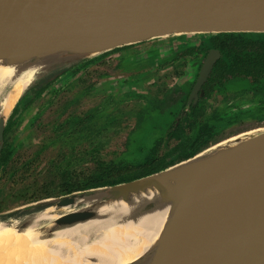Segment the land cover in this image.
<instances>
[{
  "label": "water",
  "instance_id": "1",
  "mask_svg": "<svg viewBox=\"0 0 264 264\" xmlns=\"http://www.w3.org/2000/svg\"><path fill=\"white\" fill-rule=\"evenodd\" d=\"M207 34L264 35V0H0V55L12 69L0 82V108L25 72L30 85L113 49ZM217 58L206 54L187 104ZM9 113L0 109V150ZM232 137L135 180L31 203L42 212L71 209L36 229L47 237L87 222L112 227L163 209L160 235L128 264H264V128Z\"/></svg>",
  "mask_w": 264,
  "mask_h": 264
},
{
  "label": "trees",
  "instance_id": "2",
  "mask_svg": "<svg viewBox=\"0 0 264 264\" xmlns=\"http://www.w3.org/2000/svg\"><path fill=\"white\" fill-rule=\"evenodd\" d=\"M243 36H197L196 45L188 44L186 36H178L177 47L182 54L203 53L211 48L220 53L210 79L202 87L203 94L179 120L172 119L166 132L144 137L147 141L139 143L135 137L137 132H127L118 156L107 151L105 132H89L99 130L109 117L110 114L104 118L98 116L105 107L76 112V103L91 94L92 83L82 86L89 67L103 64L113 54H119V69L135 66L141 56L134 52L124 56L122 52L134 50L140 44L113 49L34 82L20 95L4 124L0 150V215L40 200L112 186L162 171L233 136L225 132L235 126L242 127L246 121L249 127L264 126V39L256 38L263 36L260 34L250 35L255 39ZM155 47L145 52L148 64L157 57L159 48ZM159 61L158 58L155 62ZM71 78L75 79L66 84ZM181 86L179 80L166 91L161 90L160 98L137 103L131 115L134 127L149 103H172L178 110L182 109L186 94ZM67 93L71 94L69 98L65 97ZM216 95L221 96L220 100ZM230 100L234 102L228 105L226 102ZM243 104L252 105L247 109L255 110L258 118L250 120L246 110L240 108ZM24 124L22 132L19 129ZM47 128L50 132H45Z\"/></svg>",
  "mask_w": 264,
  "mask_h": 264
},
{
  "label": "rangeland",
  "instance_id": "3",
  "mask_svg": "<svg viewBox=\"0 0 264 264\" xmlns=\"http://www.w3.org/2000/svg\"><path fill=\"white\" fill-rule=\"evenodd\" d=\"M256 38L264 39V35L260 37L257 36ZM156 43L158 42L154 40L145 42L143 44L140 43V45L134 47V50L129 49L127 51H123L122 54L129 55L134 52L138 54V56H143V53L149 51ZM166 51L167 50L163 49L161 52L164 53ZM118 55L119 54L110 55L109 57L105 58V62L103 64L99 66H93V68H88L89 74L83 77L84 82L82 83V86L85 83H92L91 94L88 99H85L84 97L80 99V101H78L79 103H76L78 106L75 109L76 112H80L90 107L99 109H101V107H105L103 112L98 113V116L104 118L103 116L105 114H110L109 117L103 121L99 130L91 129L89 132L106 133V136H108V144L106 145L107 151L112 152V156H118V154L123 150L122 145L127 131L132 127L131 115H133V112L136 109V104L140 102L146 103V101L153 97L160 98L161 90L170 86L174 80V75L172 72L173 70L170 66H164L152 72H141L139 69L136 70L135 67L137 64L132 67H126L125 69H119ZM78 76L79 75H77L75 78ZM75 78L68 79V81L65 83L68 84ZM192 78L189 77L185 82L182 81V90L188 88ZM32 85L33 84L28 85L25 90L31 88ZM69 96H71L70 93L65 94L66 98H69ZM177 111L178 107L176 104L172 103H149L146 105L144 112L141 113L138 118L136 127L137 133L135 134V137L137 138L136 141L138 143L140 141H147L144 140V137L147 139L150 136L166 132L168 127L171 125L173 114ZM98 122L100 123V121ZM25 126L26 124H24V127H21L19 130H24ZM256 126L257 125H253L249 127L248 123H246L242 125V127H232L231 130H228L225 133L228 135L233 133V136L245 132L250 133L252 130L258 129L255 128ZM260 128H264V126H260L259 129ZM22 132H20L19 136L22 134ZM45 132H50V130L47 128ZM230 137L232 138V136ZM224 140H221L220 142ZM28 205L15 208L11 211L1 214L0 225L14 228L28 219L29 216L38 214L42 212L43 209H45L44 206L32 208ZM68 210L71 209H58L55 211L57 214L61 215ZM7 214H9V216ZM48 223L49 221L47 220L42 221L37 227L38 229L43 230ZM0 245H2V242H0ZM17 246L18 245L13 244L12 246H4V249L2 247L0 248V256L3 258V261L0 260L2 264L6 263V260L8 259L9 261L11 260L12 255L15 254L14 251ZM2 249L4 250L3 253ZM4 258L7 259L5 260ZM39 263L47 264L42 260L39 261Z\"/></svg>",
  "mask_w": 264,
  "mask_h": 264
},
{
  "label": "bare ground",
  "instance_id": "4",
  "mask_svg": "<svg viewBox=\"0 0 264 264\" xmlns=\"http://www.w3.org/2000/svg\"><path fill=\"white\" fill-rule=\"evenodd\" d=\"M11 73L12 69L0 55V82ZM31 77V72H25L10 81L0 108L4 117L26 89ZM58 216L56 211L34 215L30 218V225L19 232L0 225V248L18 245L10 261L4 258V264H40L41 260L47 264H128L146 255L163 229L167 211L161 209L112 227L103 222H87L52 230L49 236L43 237L46 235L44 231L36 229L39 219L52 220ZM0 260L3 261L1 256Z\"/></svg>",
  "mask_w": 264,
  "mask_h": 264
},
{
  "label": "flooded vegetation",
  "instance_id": "5",
  "mask_svg": "<svg viewBox=\"0 0 264 264\" xmlns=\"http://www.w3.org/2000/svg\"><path fill=\"white\" fill-rule=\"evenodd\" d=\"M207 35H217V34H207ZM207 35H183V36H186L185 41L188 44L196 45V44H198V40H199L197 38V36L205 37ZM250 35L251 34H244L243 37L247 38V39H255V38H251ZM167 38H169V37H167ZM170 38H171L170 40H164L162 42H160L158 40L157 41L158 43H156V44H154V46H152V47L158 46V47H155V48H159L158 49L159 51L157 52V57L152 62H155L158 58L160 60L159 62H155L153 64H151L152 62H150V64H148L147 60L149 58L146 57V54L144 52L143 53L144 55L141 56V60L137 63L135 69L136 70L139 69L141 72L142 71L152 72V71L160 69V68H162L164 66L165 67L166 66H170L172 68V70H173L172 71L173 75H175V73L177 71L178 74L174 76V80H173L172 84L170 86L164 88L165 90H162V91H166L167 89L171 88L179 80H180V85H182L183 84L182 81L185 82L189 77H191V78L193 77L190 85L188 86V88L183 90L185 92V94H186L184 107L182 109H179L172 116V119L174 118L177 121L183 116L184 112H186L190 106H194L195 104H197L199 98L203 94V89H202L203 85L207 82L208 79H210L213 66L220 59V53H219V51L217 49L211 48V49H208L206 52H203V53L194 51V52H191L190 54L189 53H185V52L182 54V53H180L181 50H178L179 48L177 47L178 43L180 42V39H178V36L170 37ZM162 39H165V38H162ZM152 47H151V49H152ZM163 49H165L167 51L164 52V53L161 52ZM210 50L217 51L218 52V58L212 64V67H211L209 73L207 74L205 80L203 81V83L200 85L198 91L196 92V100L194 102H192V100H191V102L189 104H187V98H188V96H189V94L191 92V89H192V87H193V85H194V83H195V81L197 79L199 68H200V66H201L206 54ZM124 56H128V55H124ZM161 93H160V95H162ZM224 95H226V94H224ZM215 97H216L217 100H220V98H221L220 95H216ZM232 102H234V100L227 101L226 103L229 105ZM140 104H142V103L140 102ZM248 107H252V105L243 104V105L240 106L241 110L242 109H244V111L246 110L247 116L249 117L250 120L258 118V113L255 110H253V109L250 112L247 109ZM232 110L235 111V109H232ZM246 123H248V122L246 121ZM261 123H263V122H261ZM261 126H263V125H261ZM255 128H259V127L256 126ZM127 132H137V128L134 127L133 123H132L131 129H129ZM26 205H28V204H26ZM26 205H23V206H26ZM19 207H22V206H19ZM15 208H18V207H15ZM15 208H13V209H15ZM13 209H10L8 211H11ZM8 211H5V212H8ZM5 212H3V213H5ZM7 215L9 216V214H7Z\"/></svg>",
  "mask_w": 264,
  "mask_h": 264
}]
</instances>
